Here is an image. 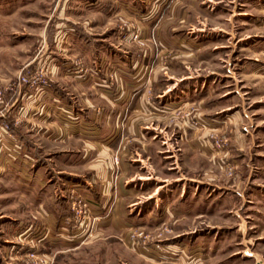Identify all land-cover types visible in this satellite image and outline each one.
I'll return each instance as SVG.
<instances>
[{"label":"crops","instance_id":"1","mask_svg":"<svg viewBox=\"0 0 264 264\" xmlns=\"http://www.w3.org/2000/svg\"><path fill=\"white\" fill-rule=\"evenodd\" d=\"M65 2L82 7L80 16L67 15L71 43L62 54L70 61L58 58L57 62V53L52 52L38 63L52 61V90L67 102L77 124L59 136L60 116L54 106L58 98L53 93L29 95L26 87H20L5 96L0 106V242L6 249L0 254L8 264L23 263L28 243L50 251L54 264H69L67 252L74 247L88 240V244L116 241L121 232L138 227L143 219L172 215L171 210L183 215V220L188 215L200 218L202 185L210 187V194L217 188L215 176L201 180L203 143L198 133L181 125L177 115L185 110L184 103L196 98L195 93L188 94L196 86L191 88L187 83L192 79L183 73L188 64L162 56L187 55L192 48L194 52L206 45L208 37H217V28L216 36L204 29L213 0H161L165 7L156 21L127 9L133 0ZM246 2H256L258 12H264V0ZM145 21L148 28L143 27ZM134 29L141 36L160 37L164 48L149 41L125 46L129 40L122 38ZM111 35L113 47L107 44ZM79 54L82 61H73ZM233 107L224 106L222 111ZM193 113L200 118L199 111ZM231 117L236 122L232 150L242 158L259 133H253L254 127L241 112ZM5 122L13 125L11 137L1 127ZM239 163V178L226 189L245 201L253 197L261 202L263 210L258 213L264 215V190L251 189L249 170L243 160ZM72 192L95 202L99 221L69 227ZM144 252L138 255L150 257Z\"/></svg>","mask_w":264,"mask_h":264},{"label":"rangeland","instance_id":"2","mask_svg":"<svg viewBox=\"0 0 264 264\" xmlns=\"http://www.w3.org/2000/svg\"><path fill=\"white\" fill-rule=\"evenodd\" d=\"M65 1L0 0V106L5 96L19 92L21 75L32 73L39 67L49 71L53 66L50 67L51 60L43 64L38 63L39 60H46L55 52V61L59 62L58 58L60 62L61 59L70 61L62 54V49L71 43L67 15L80 16L82 7L79 3L74 5ZM133 1L125 7L137 17L145 16L156 21L163 14L165 6L161 7V0ZM255 3L213 0L211 5L214 7L207 11L204 29L215 36L219 33L217 37H208L206 45L194 52L192 48L187 55L178 52L162 55L171 57L167 61H186L188 68L183 73L192 79L187 84L191 88L196 86L188 91L190 96L195 93L196 98H190L184 103L185 110L177 113L181 125L186 124L184 115L193 116V111H199L202 123L208 124L209 128L197 134L198 138L205 133L204 137L227 140L229 145L227 157H215L201 144V153L205 156H202L201 180L206 182L207 175H213L217 180V188L211 194L210 187L202 183V216L194 219L188 215L183 220V215H176L172 210V215L159 213L154 216L156 220L143 219L138 227L121 232L116 241L93 240L88 244V240L86 244L74 247L67 252L72 259L69 264H264V215L258 213L259 208L263 210L261 202L253 197L251 200L245 198V201L242 196L226 189L231 181L238 180L241 173L239 160H243L249 170L251 189L264 190V135L261 134L264 131V12H258ZM245 17L249 21H245ZM145 23L143 27L148 28L150 25ZM55 35L58 38L56 43ZM125 38L129 40L125 46L141 41H149L147 44L159 49L165 46L160 37L141 36L139 29H134L122 40ZM113 39V35L107 37L109 46L114 44ZM213 40H216L214 45ZM157 55L154 54L153 58L156 59ZM133 56L141 57L139 53ZM81 59L79 54L73 61L80 62ZM51 75L49 71V79ZM25 91L35 95L34 90L26 88ZM192 103L195 109H191ZM67 105L63 99L54 103L60 116L59 136L66 128L77 124ZM227 105L234 107L222 111ZM214 109L218 112L215 113ZM235 112H241L250 120L248 123L254 127V134L259 133L250 151L242 158L237 156L239 152L235 154L232 150L236 122L231 116ZM6 124L10 126L8 135L11 137V128L16 121L11 122L13 125L5 122L1 127L4 129ZM69 227L75 228L73 223ZM134 234H137L136 238L138 234L143 235L135 244L130 241ZM144 249L150 253L146 259L138 255L145 254ZM3 250L6 249L0 242V251ZM35 251L51 258V264L55 263V256L50 251L39 248ZM2 255L0 264H8Z\"/></svg>","mask_w":264,"mask_h":264},{"label":"built area","instance_id":"3","mask_svg":"<svg viewBox=\"0 0 264 264\" xmlns=\"http://www.w3.org/2000/svg\"><path fill=\"white\" fill-rule=\"evenodd\" d=\"M138 37V36H136ZM18 85L19 87H26L29 90H34L35 95L37 96H47L51 93L58 99H60V96L57 92H53L51 81L49 79V71L45 67H39L38 70L21 75L18 79ZM1 94V93H0ZM177 111L182 109H176ZM185 122V127L191 131H195L196 133H200L202 131H207L209 128L208 124L202 123L201 119L196 116H191L190 114H186L183 116ZM16 124H18L16 122ZM4 130L7 134H9L10 126L6 124L4 126ZM205 133L200 137V140L205 145L206 149L212 153L215 157H227L230 150L227 140H221L216 139L213 137H204ZM116 164L118 163V158H115ZM71 210L73 211V218L69 220L70 223H73V226H81L88 222H96L99 221L98 216H96L95 211L93 208L95 207V202L93 200H88L85 197L78 196L76 193H71ZM137 234L132 235L130 241L135 244L136 240H140L139 238L143 237L142 234H138V237L136 238ZM28 247V250L26 251L25 260H23L24 264H51V260L49 258H46L45 256H42L41 253L35 251L36 248L29 243L26 245ZM138 246V245H137Z\"/></svg>","mask_w":264,"mask_h":264}]
</instances>
